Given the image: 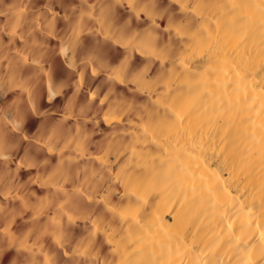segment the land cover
<instances>
[{"label": "bare ground", "instance_id": "obj_1", "mask_svg": "<svg viewBox=\"0 0 264 264\" xmlns=\"http://www.w3.org/2000/svg\"><path fill=\"white\" fill-rule=\"evenodd\" d=\"M0 264H264V0H0Z\"/></svg>", "mask_w": 264, "mask_h": 264}]
</instances>
